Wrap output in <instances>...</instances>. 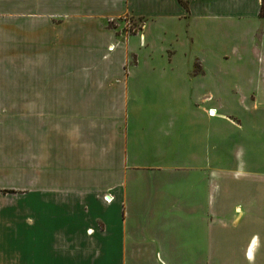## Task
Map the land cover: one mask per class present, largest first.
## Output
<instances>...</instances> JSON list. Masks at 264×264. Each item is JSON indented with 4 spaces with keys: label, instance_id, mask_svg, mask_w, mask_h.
Segmentation results:
<instances>
[{
    "label": "crops",
    "instance_id": "obj_1",
    "mask_svg": "<svg viewBox=\"0 0 264 264\" xmlns=\"http://www.w3.org/2000/svg\"><path fill=\"white\" fill-rule=\"evenodd\" d=\"M262 5L0 0V264H264V112L188 46Z\"/></svg>",
    "mask_w": 264,
    "mask_h": 264
},
{
    "label": "rangeland",
    "instance_id": "obj_2",
    "mask_svg": "<svg viewBox=\"0 0 264 264\" xmlns=\"http://www.w3.org/2000/svg\"><path fill=\"white\" fill-rule=\"evenodd\" d=\"M142 25L143 22L136 23L135 26L131 27V30L133 28L135 30L141 29ZM151 30H153V25L151 26ZM219 36L223 38V45L219 44V48L213 43L208 44L207 39L209 41L213 39L216 41L217 38V41H220V37L214 36L205 38L203 45L193 41L188 46L193 47L194 56L198 59H204L206 63L214 67L213 71L210 69V73L219 72V76L224 77L221 78L224 79L226 92H230L237 98L243 96L245 93L248 94L245 107L247 109L254 107L259 113L264 112V74H262L264 73V57L261 53L254 54L250 49L246 50L245 44L240 42V40H236L227 31L224 34L220 33ZM217 52L218 56H222L221 58L215 57ZM6 72H9V70H2V80L4 82L8 80L5 78L8 75ZM20 85L19 87H24V84ZM5 87L8 88L9 86L6 85ZM214 104L215 102H211L210 106ZM230 156H234V154L231 153Z\"/></svg>",
    "mask_w": 264,
    "mask_h": 264
},
{
    "label": "trees",
    "instance_id": "obj_3",
    "mask_svg": "<svg viewBox=\"0 0 264 264\" xmlns=\"http://www.w3.org/2000/svg\"><path fill=\"white\" fill-rule=\"evenodd\" d=\"M263 8H264V7H263V5H262V7H261V12H260L261 14L263 13Z\"/></svg>",
    "mask_w": 264,
    "mask_h": 264
},
{
    "label": "bare ground",
    "instance_id": "obj_4",
    "mask_svg": "<svg viewBox=\"0 0 264 264\" xmlns=\"http://www.w3.org/2000/svg\"><path fill=\"white\" fill-rule=\"evenodd\" d=\"M211 114H213V112Z\"/></svg>",
    "mask_w": 264,
    "mask_h": 264
}]
</instances>
